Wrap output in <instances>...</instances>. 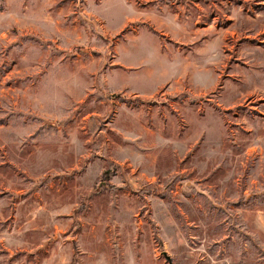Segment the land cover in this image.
<instances>
[{
    "label": "rangeland",
    "instance_id": "rangeland-1",
    "mask_svg": "<svg viewBox=\"0 0 264 264\" xmlns=\"http://www.w3.org/2000/svg\"><path fill=\"white\" fill-rule=\"evenodd\" d=\"M264 264V0H0V264Z\"/></svg>",
    "mask_w": 264,
    "mask_h": 264
},
{
    "label": "water",
    "instance_id": "water-1",
    "mask_svg": "<svg viewBox=\"0 0 264 264\" xmlns=\"http://www.w3.org/2000/svg\"><path fill=\"white\" fill-rule=\"evenodd\" d=\"M163 254L165 256V258L168 260V264H173L171 257L169 256V254H167L165 251H163Z\"/></svg>",
    "mask_w": 264,
    "mask_h": 264
}]
</instances>
